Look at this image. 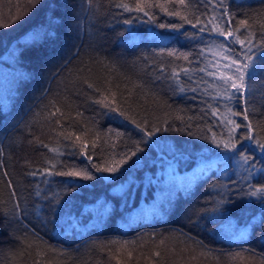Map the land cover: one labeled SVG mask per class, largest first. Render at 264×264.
I'll return each mask as SVG.
<instances>
[{"label": "trees", "instance_id": "16d2710c", "mask_svg": "<svg viewBox=\"0 0 264 264\" xmlns=\"http://www.w3.org/2000/svg\"><path fill=\"white\" fill-rule=\"evenodd\" d=\"M230 4L233 27L247 17L264 18V0H230ZM134 15L121 14L108 0H93L92 5L87 0H40L34 8L30 0H0V25H8L0 27V97L10 98L9 114L0 113V264H34L40 260L38 248L47 250L46 259L52 264H260L264 259V227L248 224L260 205L243 195L248 182L242 177L247 174L210 138L212 132L226 129L207 115L199 118L203 107L199 97L175 94L155 79L154 69L172 59L158 55L161 50L190 51L193 44L183 36L151 39V32L167 37L172 30L146 21L123 23ZM156 15L157 23L180 22L158 10ZM17 16L22 19L13 23ZM52 16L62 21L55 29L57 38L32 46L33 33L48 27ZM185 29L192 31L188 25ZM254 30L258 31L255 26ZM130 33L141 39L127 43ZM204 35L207 41L209 35ZM65 60L68 63L62 66ZM81 77L102 91L89 88ZM109 87L117 94L118 106L137 122L182 129L158 133L176 151L160 152L145 141L143 153L119 172H96L92 164L110 166L141 140L130 120L117 119L96 103L104 94L111 99ZM52 99L70 120L59 114L46 118L51 109L44 106ZM255 108L249 119L254 134L264 136L259 92ZM77 112L82 115L77 117ZM235 119L246 123L242 117ZM60 132L87 140L93 160L81 155L80 147H63L71 142L64 141ZM37 141L49 148L60 145L63 155ZM247 154L258 167L264 163L258 152ZM48 161L55 164L54 172L75 165L76 170L88 167L97 178L66 192L68 177L28 174L48 167ZM251 183L259 186L264 181L256 178ZM53 199L59 207H52ZM16 201L24 211L13 215ZM69 217L75 228L67 223ZM245 229L241 240L238 233ZM155 252L161 255L155 257ZM237 253L244 259L233 260Z\"/></svg>", "mask_w": 264, "mask_h": 264}, {"label": "snow or ice", "instance_id": "6c2138e0", "mask_svg": "<svg viewBox=\"0 0 264 264\" xmlns=\"http://www.w3.org/2000/svg\"><path fill=\"white\" fill-rule=\"evenodd\" d=\"M40 0H30L34 8ZM89 5L93 4V0H87ZM108 3L121 10L123 13H132L134 16L123 21L126 25H132L135 20L146 21L148 23L156 24L160 29H171L172 34L164 37L156 32L150 33V38L154 40L174 39L183 36L189 43L193 44V50L180 51L178 49H163L158 55L172 58L169 64L160 63L154 71L158 74L155 79L165 84L175 94L191 93V99L196 100L198 97L202 101L203 107L200 109L202 115L199 117L203 120L204 115H207L217 124L222 125L226 131L212 132L211 140L218 147L223 148L229 152L230 159H235L240 169L247 174L242 177L246 180L248 190L243 193L244 196L255 198L254 202L260 205L257 213L250 216L248 221L251 227H264V183L259 186L251 183L253 179L259 178L264 181V163L257 166V162L252 155L247 154L248 150L258 152L261 160H264V136L255 135L253 122L249 119V112L256 111V93L259 92V99L261 108L264 109V18L247 17L236 22L233 27L234 15L231 12L230 0H108ZM156 10L168 17L178 18L179 23H157L158 17ZM27 15V13H24ZM22 19V16H17L13 19ZM253 20L250 24L249 21ZM62 23L61 19L52 16L48 19V27H43L39 32L33 33L31 37L32 46H36L42 41L55 40L57 34L55 29ZM185 25L191 27L192 31L185 29ZM254 26L257 30H254ZM0 27H8V25H0ZM184 29V31H181ZM259 32V34H258ZM209 35V39L205 40V35ZM219 38V39H213ZM141 39L134 33H130L127 43L135 44ZM227 41V43H226ZM196 44H202V47H195ZM79 55V51L75 53ZM182 62V63H177ZM67 60L62 66H66ZM59 69L53 75H58ZM83 83L87 84L89 88H93L100 93L102 90L90 83L86 78L81 77ZM257 81L259 84L257 85ZM24 82V81H22ZM110 83V82H109ZM143 87V85H139ZM50 91L45 89L44 92ZM18 93V89H17ZM110 93L104 94L96 103L102 105L103 108L108 109L116 118H125L130 120L132 124L139 129L141 133V140L134 144V150H129L127 153H122L118 161H114L110 166H102L92 164L91 167L96 172L117 173L121 166L137 157L138 153H143L144 149L141 143L148 141L149 146L159 148L160 152H175V146L168 144L163 137H159L158 133L168 131H182V129L165 127L163 125L152 124L149 125L147 120L137 122L129 113L118 106L116 101V92H112L111 88L107 89ZM43 95V93H42ZM64 101L68 98L64 97ZM10 98L0 97V113L7 116L10 111ZM241 107V111H235L236 107ZM44 107L51 109L46 118L52 119L59 114L64 120H70L71 117L65 116L61 108L57 106L55 99L49 100L48 105ZM82 113L77 112L76 116H81ZM235 117H242L246 122L243 125L238 123ZM181 120H192L195 117L178 116ZM56 123L63 127L60 120ZM167 124V121H164ZM211 125L208 126L211 130ZM187 135H193L192 132H187ZM64 141L71 143L63 145L65 148L76 149L81 148L80 154L86 156L89 161L93 157L89 155V142L82 140L81 136L74 134H65L60 132L58 134ZM208 139L209 137H202ZM99 139V136L96 137ZM38 145L47 148L50 152L57 155H63L60 152V145L49 148L43 141H37ZM95 141L92 142V148L95 149ZM48 167L43 169H36L28 173L32 177H47L51 175H58L68 177L65 181L67 184L66 192L75 191L81 186L82 181H94L97 177L85 167L82 170H76L73 165L71 170H63L54 172L55 164L48 161ZM61 167L67 169V166L61 163ZM11 184V181H9ZM40 195L39 192L36 193ZM52 207L57 208L60 205L59 201L53 199L51 201ZM20 209L19 201L15 202L13 215L18 212H23ZM67 223L71 228H75L76 224L71 221L69 217ZM232 226L231 221L228 222ZM247 235V229L238 233V238L243 240ZM115 243V242H113ZM126 243V242H125ZM163 244V241H161ZM32 247L31 244L28 245ZM52 251H55L54 249ZM37 255L40 260L34 264H52V261L46 259L47 250H37ZM131 256V253H128ZM160 252H155L154 256L159 257ZM239 258L243 260L239 253H237L233 260ZM264 264V259L260 261Z\"/></svg>", "mask_w": 264, "mask_h": 264}]
</instances>
